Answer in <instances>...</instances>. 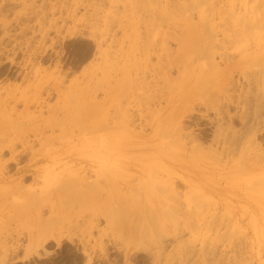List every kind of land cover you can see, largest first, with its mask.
Listing matches in <instances>:
<instances>
[{
    "label": "rangeland",
    "instance_id": "374dc122",
    "mask_svg": "<svg viewBox=\"0 0 264 264\" xmlns=\"http://www.w3.org/2000/svg\"><path fill=\"white\" fill-rule=\"evenodd\" d=\"M1 130L0 264H264V0H0Z\"/></svg>",
    "mask_w": 264,
    "mask_h": 264
},
{
    "label": "bare ground",
    "instance_id": "6f19581e",
    "mask_svg": "<svg viewBox=\"0 0 264 264\" xmlns=\"http://www.w3.org/2000/svg\"><path fill=\"white\" fill-rule=\"evenodd\" d=\"M124 28L125 27L122 26V29H124ZM110 36H113V35H110ZM98 47L99 46L97 45V48ZM98 53H100V52H98ZM43 90H44V88H43ZM45 93H46V91H45ZM47 94H48V92H47ZM48 96H49V94H48ZM43 103H44V101H43ZM36 106L39 107L40 109L43 108V105H41L40 103H36ZM55 106H56V108H59V110L57 109V112H56V108H55L54 111H53L54 108H51V109H52L53 112L58 113V111H59V113H62L61 114L63 116L62 120L59 119L60 120V122H59L58 118H57L56 120H57L58 123L55 120L57 125H55L53 120H52L53 122L50 121L51 124L54 123L53 124L54 126L53 125L51 126V124L48 125L49 122H47V118L43 119L44 121H46V123L48 125L47 126V125L44 124V128H47V129L51 128L50 130H51V132H53L55 127H59V130L61 132H63L64 129H65V127H64L65 123H63V125H62V122H67V119L64 116H67L68 118H72V117H69L68 111H73V109L71 108L70 105H68L70 107L69 108L67 105L65 106V104H61L60 107L62 108V111H60L61 108L58 105H55ZM3 108L5 109L4 106H3ZM3 108L1 110H3ZM25 108L27 110L28 107H25ZM76 110H74V112H78V109H76ZM49 111L51 112V110H49ZM2 113H4V112H2ZM39 113H41L40 110H39ZM53 114L55 115V113H53ZM95 114H96L95 112L92 114L91 112L82 111L79 114L77 113L75 117H79L81 120H85V121L91 119V121L89 122V130L91 129L92 131H95L97 129H100V128H103V127L107 126L108 118H105L104 115L99 116V117L98 116L94 117ZM50 117L52 118L53 115L50 116ZM4 132H8V131L7 130H1L0 131V168L2 170L8 169L6 164L2 165V163H1V160L3 159V156L7 153V155H9V157H10V162H12L14 164L22 162L23 161L22 156L24 155V153L26 151V148L28 147L27 145L30 142V140H27L25 138V136H23V135H18L16 137H11L8 133H4ZM34 132L37 133L36 130ZM88 132L90 133V131H88ZM41 139L42 138H39L38 140H41ZM122 140H119V142L117 141L116 144L117 145H121L122 144L124 146H126V145L130 146V145H133L132 143L134 142L133 140L127 138V139H125L126 140L125 141L126 145L124 144V142H122L120 144V141H122ZM108 143H109L108 135L107 134H103V133L99 137H90L88 139H81L80 140V146L86 147V148L93 147V153H92L91 157L96 159V162L99 165V167L97 169L98 171H102L103 168H104V164L107 163L104 160V155L107 152V146L106 145ZM84 145H86V146H84ZM18 146H20L19 150H17ZM69 153L72 154V152H69ZM66 156H68V155H66ZM78 157L79 158H83L81 155H78ZM85 157H88V156L85 155ZM51 158H52V156L50 155V153L42 152V151L41 152H33L31 157L27 159L31 163L30 164H23L21 166L17 165L15 167H13V170H14L13 175L14 176H18L20 178V177H27V174L29 173L30 176H33L32 177V186L38 187L39 186V178L34 176L35 171H36V170H34V168L36 169L37 165H39V164L42 165L43 163L48 162L49 160H51ZM66 158L67 157H65V159ZM4 173L0 176V184L1 183H7V182L10 181V178L6 177L4 175ZM84 178H85V175H82L81 177H79L78 181L84 182ZM153 178L156 179V175H153ZM152 182L164 184L165 181L159 180V181H152ZM159 189H161V187H159Z\"/></svg>",
    "mask_w": 264,
    "mask_h": 264
}]
</instances>
